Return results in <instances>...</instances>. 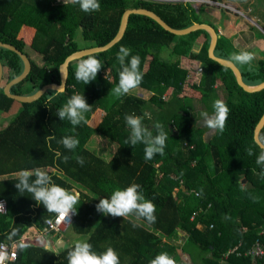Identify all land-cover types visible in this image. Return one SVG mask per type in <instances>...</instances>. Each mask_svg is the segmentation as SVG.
Masks as SVG:
<instances>
[{
    "label": "trees",
    "instance_id": "trees-1",
    "mask_svg": "<svg viewBox=\"0 0 264 264\" xmlns=\"http://www.w3.org/2000/svg\"><path fill=\"white\" fill-rule=\"evenodd\" d=\"M98 2L99 11L85 13L78 4L63 0H0V42L15 46L32 63L30 74L13 87L12 94L31 96L45 85L60 84L59 69L65 59L74 52L108 44L128 9L151 10L178 30L195 23L213 26L204 13L209 5L202 4L197 10L192 0ZM25 30L32 31L29 40L21 37ZM210 40L207 31L177 36L153 19L133 14L117 44L71 62L65 91L56 94L49 90L35 102L18 103L21 109L0 130V199L8 207L6 214H0V245L23 239L32 228L45 233L46 219L56 214L37 204L30 193L18 192L15 183L20 170H45L55 184L79 193V198L69 228L48 232L43 246H19L16 260L8 264H68V251L80 241L90 243L98 255L113 248L120 264H150L161 253H167L175 264L259 263L246 253L264 227V166L256 164L261 148L254 140V130L264 114V90L244 91L231 69L209 58ZM197 42L200 47L196 51ZM121 47L131 49L130 57H140L143 79L137 88L149 93L148 98L133 90L121 97L113 95L112 89L119 83L117 54ZM28 49L42 64L31 58ZM239 52L230 39L219 36L217 56L232 61L231 56ZM262 56L250 62L251 70L248 64L232 61L250 86L264 82ZM90 57L100 61L101 69L96 79L85 85L76 80L75 71L80 61ZM182 58L198 63V67L182 66ZM0 60L10 66L9 82L23 73L24 64L17 54L0 49ZM199 68L196 82L194 74ZM188 88L199 98L188 95ZM74 94L84 95L91 105L86 125L74 127L57 115ZM49 95L55 96L50 104ZM215 100L227 105L228 118L223 132L214 130L206 139L211 129L198 120L201 112L213 113ZM14 103L0 88V114L8 113ZM98 110L104 115L92 127L89 123ZM126 115L141 117L153 135L155 123L163 125L168 135L163 155L146 161L144 144L133 147L125 143L130 134ZM47 135L56 137L50 147ZM96 135L116 144L110 159L90 147ZM64 136L79 140L75 150L57 143ZM260 140L264 143V127ZM248 149H252L251 156ZM56 150L61 153L59 159ZM76 157H83V166ZM133 183L139 184L138 191L155 205V223L135 216H106L96 210L100 199L110 198L115 190ZM234 248L236 252L227 256Z\"/></svg>",
    "mask_w": 264,
    "mask_h": 264
},
{
    "label": "clouds",
    "instance_id": "clouds-1",
    "mask_svg": "<svg viewBox=\"0 0 264 264\" xmlns=\"http://www.w3.org/2000/svg\"><path fill=\"white\" fill-rule=\"evenodd\" d=\"M70 2L73 5L78 4L80 9L85 13H90L100 10L98 0H63V3ZM131 49L121 47L117 54V59L121 66L119 72V83L112 89V93L116 97H121L129 94L136 89L142 82L143 73L140 71V57L134 55L130 57ZM130 57V59H128ZM254 59V54L248 51H241L238 54H233L231 60L239 64H248L251 70L250 62ZM101 63L98 59L90 57L80 61L76 67L75 78L82 81L85 85L94 81L97 77ZM64 91L63 82L55 89L56 94ZM55 99L54 95L48 96L50 104ZM213 113L201 112L204 125L211 130L223 132L228 118L229 108L222 100L213 102ZM91 110V105L86 101L84 95L74 94L66 102V104L57 110V115L60 120L67 119L72 126L87 124L86 113ZM125 122L130 130L128 139L125 141L127 145L135 146L138 143L145 145L144 158L151 160L154 155H163L168 139L167 133L164 131L163 125L159 122L155 123L153 131L142 124V118L136 115H126ZM47 142L55 140V135H47ZM57 143L61 144L67 150H75L79 145V140L73 136H64ZM248 155H252V149L247 150ZM56 158H61L60 151H55ZM63 159L67 161L68 157ZM77 163L83 166V157H76ZM256 164L264 166V147H261L259 155L256 159ZM57 174H62L59 172ZM264 175V173H262ZM18 182L15 183V188L20 193H30L32 199L37 204H43L47 212L57 213L61 218L75 215L77 210L75 205L78 203L79 193L72 194L63 187L53 182L52 176L47 171L40 168L33 170H20L17 174ZM35 179H31L32 177ZM140 185L133 183L125 189L115 190L111 197L100 199L96 205V210L104 215L112 217H129L135 216L136 219H145L149 224L155 223L156 216L155 205L146 200L140 189ZM4 204H0V208ZM137 225L133 223V227ZM26 244H20V248H26ZM15 255V253H13ZM5 253H0V264H3ZM68 264H120L117 252L108 247L106 251L97 254L92 250V245L86 241L76 242L74 247L67 253ZM150 264H175V261L168 256L167 253L159 254L155 259L150 261Z\"/></svg>",
    "mask_w": 264,
    "mask_h": 264
},
{
    "label": "water",
    "instance_id": "water-1",
    "mask_svg": "<svg viewBox=\"0 0 264 264\" xmlns=\"http://www.w3.org/2000/svg\"><path fill=\"white\" fill-rule=\"evenodd\" d=\"M133 14L143 15V16L149 17V18L153 19L155 22H157L164 30H166L167 32H169L173 35H177V36L187 35V34H190L192 32L198 31V30L207 31L210 35V38H211L210 45L208 48L209 58L216 61L220 65L231 69L235 75V78H236L238 85L244 91H246L248 93H254V92H259V91L264 90V82H262L258 85H255V86H250V85L246 84L244 82L243 75H242L239 67L234 62H232L228 59L219 57L215 54V49H216L220 34L217 32V30L212 25L195 23L186 29L178 30V29H174L171 26H169L160 16H158L153 11L145 9V8H136V9H128L124 12L122 19H121V23H120L118 33L113 38V40H111L108 44H106L105 46H101V47L88 48V49H83V50L74 52L65 59L64 63L60 66V69H59L60 70V84L63 82L64 91L66 88V83H67V78H68V73H69V65L71 64V62H73L75 60H79V59H81L85 56H88V55L104 52V51L110 49L111 47H113L115 44H117L123 38L125 31L127 29V26H128L129 18ZM0 49H6V50H9V51L17 54L21 58V60L24 64L23 73L20 76H18L17 78L8 82L6 84V86L3 88L4 93L8 98L14 100L15 102H17L19 104L32 103V102H35L36 100L40 99L47 91L55 90L56 88H58L60 86V84H56V83L45 85L41 89H39L35 94H33L31 96H19V95L12 94L13 87L22 83L30 74V72L32 70V63H31L30 58L26 54L21 52L19 49H17L13 45L0 42ZM4 74H5V67L3 65V62L0 60V87H1L2 82L4 80ZM263 127H264V114H263L262 118L260 119L259 123L257 124V126L254 130V140L260 148L264 147V143H262L260 140V132L263 129Z\"/></svg>",
    "mask_w": 264,
    "mask_h": 264
},
{
    "label": "rangeland",
    "instance_id": "rangeland-1",
    "mask_svg": "<svg viewBox=\"0 0 264 264\" xmlns=\"http://www.w3.org/2000/svg\"><path fill=\"white\" fill-rule=\"evenodd\" d=\"M262 1L264 2V0H262ZM208 2L209 3H205V4H208L209 6L207 7V9H205L204 13L207 16H209L208 17L209 20L212 21V23L217 26L218 30L221 33H223V34L224 33H227V34L229 33L230 30H228L229 29V27H228L229 24H228V21H227L228 17H226V16L227 15H231L232 19H234V21L237 23V27H238L237 30H240V29L243 30V31L248 30V26H249L248 23H250V25L252 26L253 30H255V32H257L258 34H260V32H261V34H262L263 27L261 25H259L258 23L254 22V19L252 18L253 15H254L253 13H248L247 10L242 12L241 9L236 7L235 4L229 3L227 1L211 3V2H214V1L213 0H208ZM193 6L197 10H199L201 4L194 2ZM224 10H227L230 13L227 14ZM229 19H230V17H229ZM241 22L244 23L245 25L242 24ZM22 36H25V38L27 40H29V37L32 36V31L31 30H25V33L22 34L21 37ZM228 36H229V34H228ZM262 36H264V34H262ZM235 39H237V38H235ZM241 42H242V40L238 41V39H237L236 45L238 46V48H240L239 49L240 51L251 50L250 52L254 54V59H258V57H260L259 53L261 52V50L264 49V41H261V40L257 41V40H254L253 37H252L251 43H248V44L244 45V42H242V43ZM199 47H200V44L197 42L195 50L197 51L199 49ZM29 52H30L31 58L37 64H39V63L42 64L41 63V59H40V57L38 55H36L34 52H32L30 50H29ZM189 61H190V59H188V58H182V61H181L182 66L183 65L184 66H188V64L192 65V67H191L192 70H194L195 68L198 67V65H197L198 63L197 64L196 63H190ZM4 65H5L4 80H3L2 85H1L0 88H4L6 86V84L9 82V79H10V75H9L10 66L7 64L6 60L4 61ZM146 68H147V66H146ZM194 77H195L196 82H198L199 81V77L197 76V74H194ZM132 93L137 94V95H141L144 98H148L149 97V93L145 92L141 88L134 89L132 91ZM186 93L188 95H191L192 98H199V96H200L198 93L192 92V90L190 88H188ZM219 93H220V97H222V98L225 97L224 91L219 89ZM20 109H21L20 105L18 103H14L12 108L10 109V111L8 113L0 114V130H3L5 127H7V125L10 122V120L19 112ZM103 115H104V113L102 111L98 110L95 113V115L93 116V118H92V120L90 121L89 124L92 127H96L101 122ZM198 122H199V124H204L202 118H200L198 120ZM214 133H215L214 130L208 131L206 133V135H205V138L209 139ZM90 147L93 150H95L98 153L99 156H103L106 159H110L111 156L114 154V152L116 150V144H112V143L108 142L107 140H105V139H103V138H101L100 136H97V135L93 137V141H92V144H91ZM32 235H33V233L30 232L29 236H32ZM36 244L43 246V245H45V242L43 240L41 242L39 240H37ZM186 258L187 257L185 256V259Z\"/></svg>",
    "mask_w": 264,
    "mask_h": 264
},
{
    "label": "built area",
    "instance_id": "built-area-1",
    "mask_svg": "<svg viewBox=\"0 0 264 264\" xmlns=\"http://www.w3.org/2000/svg\"><path fill=\"white\" fill-rule=\"evenodd\" d=\"M200 3L205 4L209 3L208 0H192V3ZM211 3H215L211 2ZM210 3V4H211ZM197 76L200 78L201 68L198 69ZM198 79V78H197ZM4 204V207L0 208V214L4 215L7 213L8 207L7 203L0 199V204ZM73 223V215L61 218L57 213L55 216L50 217L46 219L45 224L47 226V231L45 233H40L37 230L33 232L32 236L25 235L23 239L13 242L12 244H6L5 242L0 245V253H5V259L3 261V264L12 263L17 258V248L20 246V244H36V241L39 240L40 242L43 240L46 244V235L48 232L54 231V232H63L67 228L71 226ZM42 246V245H40ZM237 248H234L230 250L227 254H232L236 252ZM15 253V255H13ZM246 255L250 256L254 260H258V264H264V227L260 229L258 232V236L256 237L252 248L246 253ZM256 264V263H254Z\"/></svg>",
    "mask_w": 264,
    "mask_h": 264
},
{
    "label": "crops",
    "instance_id": "crops-1",
    "mask_svg": "<svg viewBox=\"0 0 264 264\" xmlns=\"http://www.w3.org/2000/svg\"><path fill=\"white\" fill-rule=\"evenodd\" d=\"M224 1H227L229 3H232V4H235L236 7H238L239 9H241L242 12H244L245 10H247L248 13H253V19H254V22L255 23H258L259 25H261L263 27V32L262 34H264V2L262 0H219V2H224ZM227 14H229L230 12L227 11L226 12ZM225 13V14H226ZM226 14V15H227ZM226 17L227 18V21H228V24H229V36L227 33H221L217 26L213 24V27L215 29H217V32L220 34V35H224L225 37H227L228 39L231 40L232 42V45L236 48V49H240L238 48V46L236 45L237 43V39L238 41L242 40V42H244V45L245 44H248V43H251V40H252V37L254 40H257V41H264V36H262L261 32L260 34H258L257 32H255V30H253L252 26L250 25V23H248V30H237V23L234 21V19H232V16L231 15H227ZM230 17V19H229ZM234 18V17H233ZM212 22V21H211ZM242 23V22H241ZM244 24V23H242ZM239 25V24H238ZM245 25V24H244ZM243 26V25H242ZM240 31V32H239ZM237 38V39H235ZM241 42V43H242ZM248 52H250L251 50H247ZM260 54V57H258V59H261L263 58V54H264V49L261 50V52L259 53ZM258 59H255V60H258ZM36 229L32 228L30 229V231L27 233V235H29V233H33ZM40 246V245H38Z\"/></svg>",
    "mask_w": 264,
    "mask_h": 264
}]
</instances>
